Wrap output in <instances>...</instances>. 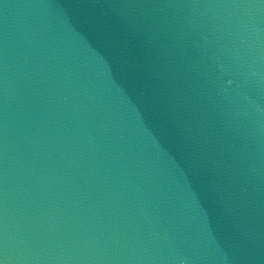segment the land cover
Listing matches in <instances>:
<instances>
[{
  "label": "water",
  "instance_id": "1",
  "mask_svg": "<svg viewBox=\"0 0 264 264\" xmlns=\"http://www.w3.org/2000/svg\"><path fill=\"white\" fill-rule=\"evenodd\" d=\"M0 264H264V0H0Z\"/></svg>",
  "mask_w": 264,
  "mask_h": 264
}]
</instances>
